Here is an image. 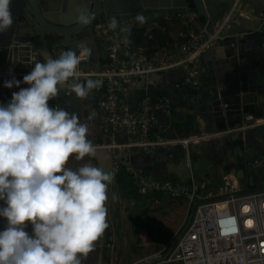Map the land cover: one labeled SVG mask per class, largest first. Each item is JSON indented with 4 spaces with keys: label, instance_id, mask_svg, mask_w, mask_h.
Returning a JSON list of instances; mask_svg holds the SVG:
<instances>
[{
    "label": "built area",
    "instance_id": "built-area-1",
    "mask_svg": "<svg viewBox=\"0 0 264 264\" xmlns=\"http://www.w3.org/2000/svg\"><path fill=\"white\" fill-rule=\"evenodd\" d=\"M240 1L236 0L219 22L215 20L212 33L207 31L206 22L197 20L194 12L176 14L187 16L191 25L189 33L171 49L157 47L150 53L144 46L132 45L131 31L111 30L109 20L96 22L92 27L93 36L98 43L105 44L108 58L106 65L109 67L102 70H81L82 63L91 61L92 48L86 46L76 50L81 60L78 65L81 76L103 80L98 110L104 128L122 129L126 134L125 140L104 146L112 159V173H126L140 194L167 193L182 197L187 203L188 214L180 227L159 249L139 258L138 264H264V189L241 187L234 176L224 175L216 192L200 195L186 183L163 181L148 175L135 167L130 158L134 150L149 155L163 146L178 143L188 147L218 134L208 131L167 138L168 123L159 121V116L170 117L172 102L167 96H151L147 86L152 82V74L179 68L183 71L182 85L191 91L198 90L204 70L203 52L215 39L227 35L224 30L236 22L235 13L247 16L245 11L239 10ZM246 7L254 12L249 4ZM255 14L263 25L264 10L259 9ZM134 16L118 21L121 26L132 27ZM125 37L128 43L123 42ZM21 45H28V49H21ZM10 48L11 60L0 72V103L5 105L19 88H6L4 81L13 76L22 81L37 62H44L29 44L12 43ZM68 50L67 46H54L51 53L56 59ZM21 87L28 85L21 83ZM136 91H139L138 100L131 105L127 99ZM251 166L256 172L264 173V153L254 157ZM0 206H4L3 201ZM6 223V219L0 217V230ZM26 230L31 232V225Z\"/></svg>",
    "mask_w": 264,
    "mask_h": 264
},
{
    "label": "clouds",
    "instance_id": "clouds-1",
    "mask_svg": "<svg viewBox=\"0 0 264 264\" xmlns=\"http://www.w3.org/2000/svg\"><path fill=\"white\" fill-rule=\"evenodd\" d=\"M11 3L0 0V33L14 23ZM95 16L81 7L76 23L87 27ZM135 20L146 22L142 14ZM108 27L131 31L115 16ZM80 63L76 51L68 50L37 62L22 81L14 76L4 81V87L19 91L0 104V217L7 222L0 230V264H82L109 227L106 204L115 177L93 163L97 145L88 139L89 124L50 103L64 89L86 100L103 86L101 79L82 80ZM72 160L82 163L70 167Z\"/></svg>",
    "mask_w": 264,
    "mask_h": 264
},
{
    "label": "crops",
    "instance_id": "crops-1",
    "mask_svg": "<svg viewBox=\"0 0 264 264\" xmlns=\"http://www.w3.org/2000/svg\"><path fill=\"white\" fill-rule=\"evenodd\" d=\"M239 10L246 12L244 18L252 24H245L241 31H231V25L241 24L235 13L236 22L230 23L224 33L235 36L242 33L239 36L242 43L253 52L254 48L250 44L256 38L261 39L257 43L261 48L260 62L264 73V24L259 23L257 15L249 8L240 5ZM225 12L218 15L216 22L221 20ZM141 14L145 18L151 15L147 11ZM173 27L174 34L181 36L175 30V25ZM21 46V49H28V45ZM91 48V62L105 66L107 55L104 47L98 44ZM225 52V45L220 43L209 54L208 63L202 55L204 70L196 91L182 85L183 71L179 68L152 74V82L147 86L151 96H167L172 102L170 117L159 116V121L168 123L165 131L167 138L175 139L208 131L218 134L209 140L191 143L188 147L178 143L163 146L149 155L134 150L130 158L135 167L163 181L186 183L200 195L211 192L217 185L219 188L224 175L234 176L241 187L264 189V173L256 172L251 166L254 157L264 153V81L257 89L256 101L250 106L249 110L253 114L239 115L230 103L228 86L231 84V73L222 63ZM249 64L250 61L247 66ZM141 88L142 85L140 91ZM102 89L94 90V101L89 100L88 104L91 110L86 118L82 112L80 120L89 124L88 139L97 145L93 163L103 171L112 173V159L104 146L125 140L126 134L122 129L104 128L103 117L98 110ZM138 92L128 97L127 101L131 105L136 104ZM93 112L96 115L89 120ZM239 119H254V124H238ZM80 163L72 160L69 166L78 167ZM114 177V182L108 188L109 200L106 204L109 227L82 264H138L136 261L139 258L164 245L188 214L187 203L182 197L158 192L143 195L126 173L121 172ZM113 196L116 198L113 199Z\"/></svg>",
    "mask_w": 264,
    "mask_h": 264
},
{
    "label": "water",
    "instance_id": "water-1",
    "mask_svg": "<svg viewBox=\"0 0 264 264\" xmlns=\"http://www.w3.org/2000/svg\"><path fill=\"white\" fill-rule=\"evenodd\" d=\"M236 0H192L193 6H189L184 0H178V3L167 0L168 9H159L148 7V3L162 4V0H12L11 11L14 23L10 30L0 33L6 37L5 41H0V72L11 60L12 43L29 44L31 49L38 53L39 57L46 62L47 59H55L51 53L54 46H67L70 50L76 51L80 48L90 46L96 47L98 44L104 47V43H98L93 36V24L104 22L115 16L117 19L132 17L145 11H151L156 14H175L194 12L197 19L203 17L206 22V29L209 33L214 31V22L218 17L217 8L222 2L232 6ZM249 6L254 12L259 9L264 10V0H249ZM81 7H88L96 16L91 25L84 27L76 23L78 10ZM22 28V30H21ZM237 35H242L237 33ZM249 34L244 37L246 38ZM235 34L224 35L214 40V42L203 52V57L208 63L209 54L213 48L222 43L225 45V58L222 63L228 67L231 73V84L228 86L232 106L236 108L239 115H248L250 106L256 101L257 89L264 81L263 67L260 62L259 43L261 39H254L250 47H243L236 50L234 43ZM253 37V36H252ZM259 41V43H257ZM243 42V41H242ZM256 45V46H255ZM211 47V48H210ZM93 58V54H92ZM92 61V60H91ZM82 63L80 69L88 71L89 69L98 70L108 68L95 62ZM250 64L247 66V62ZM108 62V58L106 60ZM117 67V65H115ZM97 79L94 76H83V79ZM229 83V78L226 77ZM94 97V90L89 98L80 100L71 94L67 89L61 90L57 100L50 103L55 106L59 104L70 112H75L81 118L82 112L84 118L91 110L88 107L89 100ZM2 104V103H0ZM4 104V103H3ZM235 111V112H236ZM238 124H250L254 119H239Z\"/></svg>",
    "mask_w": 264,
    "mask_h": 264
},
{
    "label": "trees",
    "instance_id": "trees-1",
    "mask_svg": "<svg viewBox=\"0 0 264 264\" xmlns=\"http://www.w3.org/2000/svg\"><path fill=\"white\" fill-rule=\"evenodd\" d=\"M190 4L192 5L193 2L190 1ZM135 17H133L134 21L131 27V43L133 46H144L147 53L157 47L171 49L183 38L174 34L173 26L178 23L175 17L151 13L143 24L136 22ZM197 20L200 23L204 22L203 17Z\"/></svg>",
    "mask_w": 264,
    "mask_h": 264
},
{
    "label": "rangeland",
    "instance_id": "rangeland-1",
    "mask_svg": "<svg viewBox=\"0 0 264 264\" xmlns=\"http://www.w3.org/2000/svg\"><path fill=\"white\" fill-rule=\"evenodd\" d=\"M248 3H249V0H241L240 1L242 8H245ZM229 8H230V5L226 2H223L219 8V14H222L224 11H227ZM151 13H152L151 11H147V14H151ZM166 15H167V17H170V16L173 18L175 17L178 20V23L175 25V27H176L175 30H177V32L179 34H181V37H183L185 34L189 33V31L191 29V25L187 21V16L175 15V14H172V15L166 14ZM237 16H238L241 24L231 25V31H236V30L241 31L244 29L245 24H248V25L252 24V23H250V20H248L244 17H241L238 14H237ZM234 43H235V48L237 51L243 47L242 38L239 37V35L234 37ZM217 190H218V185L216 187H213L211 192H216Z\"/></svg>",
    "mask_w": 264,
    "mask_h": 264
},
{
    "label": "bare ground",
    "instance_id": "bare-ground-1",
    "mask_svg": "<svg viewBox=\"0 0 264 264\" xmlns=\"http://www.w3.org/2000/svg\"><path fill=\"white\" fill-rule=\"evenodd\" d=\"M171 2L173 1L174 3H178V0H170ZM148 7H156V8H159L161 10L163 9H168V6H167V0H162V4H154V3H148L147 5ZM22 30V28H21ZM6 39V37H3L0 35V41L4 42Z\"/></svg>",
    "mask_w": 264,
    "mask_h": 264
},
{
    "label": "flooded vegetation",
    "instance_id": "flooded-vegetation-1",
    "mask_svg": "<svg viewBox=\"0 0 264 264\" xmlns=\"http://www.w3.org/2000/svg\"><path fill=\"white\" fill-rule=\"evenodd\" d=\"M190 1H192V0H184V2H187L188 3V5L190 6L191 4H190ZM223 3V2H222ZM222 3H220L219 4V7L217 8V11H218V15H221V14H219V8H220V6L222 5ZM191 6H193V4L191 5ZM152 13H154V12H152ZM176 14H179V13H175V15ZM166 15V14H165ZM217 18V17H216ZM216 20V19H215Z\"/></svg>",
    "mask_w": 264,
    "mask_h": 264
}]
</instances>
